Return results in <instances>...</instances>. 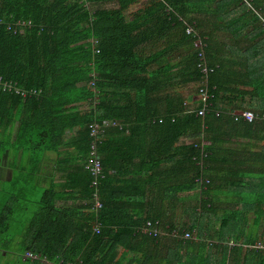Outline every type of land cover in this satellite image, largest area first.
<instances>
[{
	"label": "trees",
	"instance_id": "trees-1",
	"mask_svg": "<svg viewBox=\"0 0 264 264\" xmlns=\"http://www.w3.org/2000/svg\"><path fill=\"white\" fill-rule=\"evenodd\" d=\"M91 4L117 8L90 13ZM17 21L33 27L14 35L6 24ZM0 22V78L38 92L0 90V153L10 143L26 154L69 145L79 154L64 163L72 182L63 188L81 212L56 207L57 186L48 189L21 235V254L38 259L23 264H264V151L253 154L258 167L225 153L221 137L229 129L264 143V120L218 110L230 93L264 119V0H0ZM197 40L214 69L204 116L184 96L203 79ZM105 120L117 127L98 147L104 178L93 212L88 126ZM11 221L5 214L2 224ZM156 222L160 236L143 232Z\"/></svg>",
	"mask_w": 264,
	"mask_h": 264
},
{
	"label": "crops",
	"instance_id": "crops-1",
	"mask_svg": "<svg viewBox=\"0 0 264 264\" xmlns=\"http://www.w3.org/2000/svg\"><path fill=\"white\" fill-rule=\"evenodd\" d=\"M225 57L227 61L233 59L232 56ZM234 64L236 63H229L228 68L235 70L236 65ZM222 86L230 92L229 85L225 83ZM187 101L188 104L197 106V96H194L192 102ZM240 105L236 95L229 93L228 96L221 93L219 96L218 107L220 109L218 110L221 111L222 116L234 117L240 114L242 112ZM222 131L225 133L221 137L228 140L224 146L225 153L234 155V158L238 155L241 160L246 155L247 160L255 161L258 167L261 166L262 163L256 155L262 154L264 143L229 137V129ZM236 132L241 133L239 128ZM15 133L16 124L11 128L12 138L15 137ZM8 144L7 152L0 153V264H23L28 262L29 258L26 253L21 254V235L29 220L41 207L44 193L48 189L57 186L59 199L55 202L56 207L71 208L78 213L77 215L81 212V202L76 199L78 195H66L63 188L66 183L72 182L70 171L66 172L64 163L70 158L79 157V154L78 149L71 145L62 146L60 153L57 154L53 152L26 154L18 151L14 144ZM255 153L256 155H253ZM57 161H60L61 166H57ZM5 214L12 215V221L7 227L2 224ZM5 245L8 247H4ZM42 264H46V261L42 260Z\"/></svg>",
	"mask_w": 264,
	"mask_h": 264
},
{
	"label": "built area",
	"instance_id": "built-area-1",
	"mask_svg": "<svg viewBox=\"0 0 264 264\" xmlns=\"http://www.w3.org/2000/svg\"><path fill=\"white\" fill-rule=\"evenodd\" d=\"M0 25H3L2 22H0ZM8 27V31H11L14 35H19L23 34L26 31L30 30L31 23L30 22H22V21H17L13 23H8L6 24ZM187 34L192 36L194 33L193 28H188L187 29ZM194 51L198 55V65L197 67L199 68L200 73L203 75V79L201 81V84L198 88V93H197V102L200 105V109L198 110V115L204 116L206 113V110L210 108V103L212 100V96L210 94V88L206 85L207 80L206 76L208 74H211L214 69L208 68L206 65V62L204 60V55L202 51L203 45L199 40H197L194 44ZM0 90H3V92H14L15 94L25 97L27 95H36L38 92L37 90H31V92H27L26 89H21L18 86L15 85V83L11 81H5L4 79L0 78ZM219 115V114H217ZM234 120L235 121H245L248 123H252L254 121H263V118H259V116L255 115L253 112H242L234 115ZM117 123L114 121H108L105 120L101 124L97 122H92L88 126V131H89V146H88V154H87V159L86 163L84 164V169L87 171L90 175L91 178V184L90 186L93 188L94 192L92 194V209L91 211L96 212L101 207V203L99 202L98 199V186L99 183L102 181L104 178V171L102 168V164L100 161V153L98 151V147L101 144V140L105 134V130L109 128H116ZM202 144H206V142H202ZM202 146V145H201ZM93 230L95 233L99 232V225L94 224ZM143 232L153 236V237H158L162 234V231L159 229V222L156 223H148V227H145L143 229ZM170 237L175 238V239H184V240H195V235L189 231H185L183 235H180L179 232L174 231L172 234H170ZM26 256L31 259L35 260L38 259L37 255L31 254V253H26Z\"/></svg>",
	"mask_w": 264,
	"mask_h": 264
},
{
	"label": "rangeland",
	"instance_id": "rangeland-1",
	"mask_svg": "<svg viewBox=\"0 0 264 264\" xmlns=\"http://www.w3.org/2000/svg\"><path fill=\"white\" fill-rule=\"evenodd\" d=\"M86 8L87 10L90 12V13H93L95 10L97 9H115L117 8L116 5H102V4H98V5H86ZM221 39H223V36H220ZM185 55H186V52L183 51L182 55L181 56H178L176 61L173 62V63H176V62H179L182 58H185ZM184 96L187 98V100H191V102L193 101V98L194 96H197V93H196V86L195 85H190L189 88L187 89V92L184 94ZM190 96V97H188ZM83 106H88V104H84ZM85 107V108H86ZM186 143H189V141H185ZM255 229V228H254ZM253 232H255V230H253L251 228L250 230V234H252ZM192 233V232H191ZM194 235H196V232L194 231L193 232ZM196 238V237H195Z\"/></svg>",
	"mask_w": 264,
	"mask_h": 264
},
{
	"label": "clouds",
	"instance_id": "clouds-1",
	"mask_svg": "<svg viewBox=\"0 0 264 264\" xmlns=\"http://www.w3.org/2000/svg\"><path fill=\"white\" fill-rule=\"evenodd\" d=\"M195 109H197V112L200 109V105L198 104V102H197V106H195Z\"/></svg>",
	"mask_w": 264,
	"mask_h": 264
}]
</instances>
